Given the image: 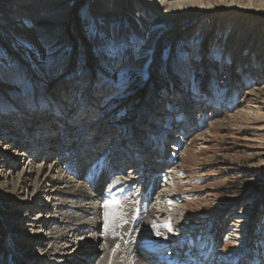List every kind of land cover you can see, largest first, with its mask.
Returning a JSON list of instances; mask_svg holds the SVG:
<instances>
[{
  "label": "rangeland",
  "instance_id": "obj_1",
  "mask_svg": "<svg viewBox=\"0 0 264 264\" xmlns=\"http://www.w3.org/2000/svg\"><path fill=\"white\" fill-rule=\"evenodd\" d=\"M58 5L69 15L42 31L40 18L47 9L0 0V156L16 157L10 168L0 163V264L30 263L56 246L78 251L69 263L87 252V264L101 263L110 258L109 251L121 249L118 240L127 231L118 232L114 246L105 245L106 224L94 214L96 202H130L152 194L159 210L166 206L172 228L160 226L162 236L153 245L164 242L166 247L159 256L184 260L189 255L176 249L182 246L194 259L208 258L204 264H264V16L213 9L163 17L162 6L145 0H67ZM85 109L88 118H75ZM34 113L56 123L48 121L55 127L49 142L63 151L46 155L41 167L39 153L27 160L13 145L5 148L13 136L6 123L11 119L15 125L18 118L25 123ZM64 129L66 143L58 140ZM93 130L104 132L101 145L88 153L91 160L82 163V156L77 161L71 149L78 145L86 151L84 139H92ZM113 139L126 140L127 148L137 143L148 149L151 157H161L162 167L133 163L130 172L116 173L117 153L104 155L98 149ZM133 151L127 152L128 162L138 156ZM99 160L114 170L93 174ZM38 170L64 176L71 181L68 186L83 185L89 194L69 193L72 199L54 212L61 200L38 194ZM26 171L28 189L6 201L3 192H12V183ZM151 175H158L152 186ZM91 178L97 184L87 187ZM98 192L103 198L96 200ZM10 202H38L40 208L7 212ZM147 211L133 231L141 251L151 244L141 236ZM65 212L71 214L68 222L62 219ZM103 214L109 215L107 210ZM52 224L69 237L49 244ZM70 228L75 230L70 233ZM15 230L38 238L25 254ZM176 235L188 245L175 241Z\"/></svg>",
  "mask_w": 264,
  "mask_h": 264
},
{
  "label": "bare ground",
  "instance_id": "obj_2",
  "mask_svg": "<svg viewBox=\"0 0 264 264\" xmlns=\"http://www.w3.org/2000/svg\"><path fill=\"white\" fill-rule=\"evenodd\" d=\"M14 1H16L20 4H24V5L36 4V7H39L40 9H43V8L47 9L46 12L43 13V15H41V18H40V21H41L40 26H41V28H43L42 31H46L47 30V29H45L46 27L52 28V26H56L59 21L63 20V18L67 17L70 13V11H68L69 9L62 10L61 8H57V7H59V5H58L59 3H63L64 1H67V0H14ZM145 1L148 3H152V4L154 3L156 6H159V7L162 6L163 11H164L162 14L163 17H165L169 14L183 13L185 11H195V12L206 11V12H208V11H211L213 9H232V10H238V11L242 12L243 14H251V15L260 14V15L264 16V0H171V1L145 0ZM88 110L85 109V110L79 111L80 116L76 115L75 118L78 117V119H80V120L88 118L87 117L88 116ZM25 120H26V121H24L25 123H23L22 118H18V120H15V122H14L15 125L12 124L11 119L6 123V127L9 130H11V132L13 133V136H12V138H9L10 143H7L6 144L7 146H5V148H11V145H13L14 148L19 149L20 153L18 152L17 155L29 156V157H27L28 158L27 160H31V158L33 156H35L36 154L39 153V157H41V159L38 162H40L39 166L41 167V165L44 164L43 160H44L46 155H48L49 153L51 154V153L56 152V151H59V152L61 151L60 150L61 148L58 149L57 145L55 146V143L51 146V143L49 142L51 140L53 141L52 133H53V129H55V127H53V126L56 125V123L50 119V116H47L44 113H34V115H31V117H29V118H25ZM49 120L52 121V123H50V124H52L53 126L48 123ZM57 125H58V123H57ZM69 126H70V124H68V127L66 128V130H68ZM57 127H59V126H57ZM16 128H20L19 129V132H20L19 135H17L15 132ZM66 130L64 129L63 132L61 133V135L60 136L58 135L59 136L58 140L62 143L63 142L66 143V141L64 139V137L66 135V133H64V132ZM90 134L93 136L92 139H91V136H90V139L89 138L88 139L83 138L84 143L86 144V146H85L86 151L83 152L81 150V148L77 147L78 145H76L70 151L72 156H74V159H76L77 161L81 160V157L84 156V159L82 158V161H83L82 163L85 162V159H90V156H87L88 153H92L93 150L95 148H97V145L98 146L101 145V143H102V140L100 141L101 136H102L101 134H104V132H102V131L95 132L93 130L92 133H90ZM20 137H22V138L20 139ZM26 137H29V138H26ZM55 140H57V135H56ZM13 141H14V143H13ZM112 141L115 144L112 143V144H109L108 146L106 145L105 148L104 147L103 148L98 147V149L101 148V150L103 149L105 151H106V149L108 151L113 150L112 155H115L117 153L116 157H115L117 163L114 164V166L116 167V170H117L116 173H121L123 169H128L130 172V168L132 167L131 165L133 163L135 165L138 163V164L142 165V167L145 166L147 168L150 166L154 167V165H155L154 163H156V166H158V165L161 166V163L163 162L161 157L159 158L157 155H153L151 157L152 153L149 152L148 149H142V147H139V145L137 143H134L127 148L126 147L127 144H125L126 140H124V139H120V140L119 139H113ZM9 144H11V145H9ZM123 148H127V149H124L123 152L121 153V150ZM132 149L134 151L138 150V152H137L138 156L136 155L135 158H133V159L131 158V160H129V162H128L126 160L127 152H128V150H132ZM61 152H63V151H61ZM110 153H112V152H110ZM123 157H124V159H122ZM15 158H13V156L11 154H7V155L4 154V155L0 156V163H2L3 167L6 166L7 168H10L11 165L15 162V160H16ZM34 158H37V156H35ZM52 161H54V160H52ZM53 163L51 165L55 164V163L54 164ZM82 163L76 164V165H79L78 169H80L79 167H81V165H83ZM143 164H146V165H143ZM147 165H149V166H147ZM55 168H57V167H55ZM113 170L114 169L112 168L111 165L103 163L99 160L95 163L94 167L92 168V171L91 170L90 171L93 174H101L102 175V174H106L108 172H112ZM24 174H25L24 177H20L18 180H16L15 182L12 183V185H11L12 192H6V191L3 192L2 195L5 198H7L6 201H10L9 199L13 196V194L18 196L22 193L23 190L28 189V187L30 185L29 178H28L29 172L26 171ZM3 175H4L3 176L4 179L6 180L7 174H3ZM152 179H154V180H152ZM149 180L151 182V186L156 184L158 182V175H151ZM70 182L71 181H69L68 178H66L64 176L59 175L58 177L55 178L51 172H45V171H39L38 170V171H36V177L34 180V183H35L34 185H35V189L38 190V194L40 193V196L42 198H53L55 200H61L58 202L60 206L56 203L57 206L54 207L55 209L57 208L56 210L54 209V212H56L57 210H62V208H64L62 206V203H64L65 201L67 202V200H69V198L72 199L71 198L72 196L69 193H72V195L81 196V197L85 196L88 193L86 188L83 185L79 186L78 188L76 187V189H74L75 186H72V185L68 186L70 184ZM6 183H7V181H6ZM93 184L94 185L97 184V181L94 180L93 178L85 181V185L87 187L91 186ZM67 187L72 188L71 191H66L65 189H67ZM123 190H125V189H123ZM61 194L62 195L64 194V197H60ZM95 198H96V200L102 199L103 193L98 192L97 195L95 196ZM155 199H157V196H153V194H152L148 198H147V196L139 197V199H136L134 197L133 200L130 202L124 201L123 199H114L112 201L105 202L102 205H100L98 202H96V205L94 204L95 208H96L95 209L96 212L94 213L95 216L98 218L99 222H104L106 224V234H107L108 240L101 239V240H104L105 245L111 243L114 246L115 240L112 242V239H114L118 236V232L124 233L125 231H127L126 235L122 236V239L118 240L119 243L117 246L122 245L123 248L122 247H121V249L119 248L118 252L117 251H109L108 254H109L110 258H107L106 256H104V257H106L105 261H102L101 263H98V264H204L209 260L206 257L204 259H194L190 252L183 250L182 246L177 247L176 249L183 251L186 255H189V257L185 258L184 260H181L180 258H176V257H170L167 259L163 255L159 256V253L164 251V249L166 247L165 243L164 242H162V243L156 242L157 244L155 243L154 245H153V243L155 241H157L159 236H162L161 234L163 232L161 231L160 226L166 225L167 223L170 224V222H169L170 217L167 214V212L164 210V209H166V206L164 205L163 210H159L160 209L159 201L158 200L155 201ZM150 201H153V203L150 204L149 203ZM37 203L38 202H36V203L35 202H33V203L28 202V203H22V204H15L14 202H10L9 203L10 208L8 207L7 212L11 208H15V209L19 210V212L23 211L26 213V212L32 211L33 208H35V207H37V209L40 208L39 203L38 204ZM42 203H44L43 200H41V206H43ZM89 203H92V202H89ZM149 204L151 205L150 208H149ZM167 205H169V204H167ZM92 207H89V209H92ZM101 207L105 208V210H107L109 213V215L106 218H105L104 214L101 215L102 211H105L104 209H101ZM145 209H148V211L145 215L143 224H142V231L145 230V232H143L141 236L145 240V244H147L146 242H150L151 244L147 245L148 247L146 246V248L143 251H141L137 248V241H136V238L133 237V231H135L140 226L142 211H144ZM83 210L86 211L87 209H83ZM62 214H63V212H62ZM70 217H71V214L65 212L64 215L62 216V219L64 221L68 222V221H70V220H68ZM52 221L54 222L55 220H51V222ZM49 222H46V224ZM38 223H40V221H38L36 223L26 222V223H24V225L32 226L33 224L36 225ZM152 224L157 225V227L147 229V227L151 226ZM175 226L179 227L180 226L179 222L176 221ZM39 227H40V229L43 227V222L41 223V226H39ZM76 228H78V227H76ZM59 229L60 228H58V226H55V225L51 226L52 231H50L49 233L54 234V236H52V235L50 236V238L48 240L49 244L51 243V240L53 238L55 239V242H58L57 240H62L61 242H63L69 237V235L67 236V234H61V233L58 234ZM74 230H75V228H70L69 232L72 233ZM13 232L16 233V235L18 236V237H16V241H18L20 244L25 243V245L21 246V248L19 249L20 251H22L23 254H25L24 249H29L32 246V244H34L38 239V238L35 239V237H29L28 234H21L20 230H15ZM55 234H57V235H55ZM174 237H175V241H177L178 239H181V238H179V235H176ZM184 241H185L184 239H181V242H184ZM188 242L189 241L186 240L184 242V246L185 245L187 246ZM66 243H69V241H66ZM66 243H64V244H66ZM123 244H126L127 248L125 246H123ZM245 244H247V241H245L243 245H245ZM66 245L67 246H65V245H62V246L70 248L69 244H66ZM71 247L75 248V245H71ZM75 253L78 254V251L77 252L76 251H67L66 248L57 249V246H56V247H54V249L49 250L43 257L32 258V260H30V263L31 264H87L88 260H87V258H85V256L89 257V252H87L86 254L80 253L79 254L80 257L78 256L75 261H73L72 263H69L68 260L75 258ZM81 255H82V257H81ZM147 262H149V263H147ZM201 262H204V263H201ZM30 263H27V261L25 260V261H17L15 264H30Z\"/></svg>",
  "mask_w": 264,
  "mask_h": 264
},
{
  "label": "snow or ice",
  "instance_id": "obj_3",
  "mask_svg": "<svg viewBox=\"0 0 264 264\" xmlns=\"http://www.w3.org/2000/svg\"><path fill=\"white\" fill-rule=\"evenodd\" d=\"M163 227H166L169 232L172 231V228H171V225L170 224L163 225Z\"/></svg>",
  "mask_w": 264,
  "mask_h": 264
}]
</instances>
